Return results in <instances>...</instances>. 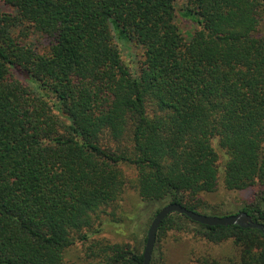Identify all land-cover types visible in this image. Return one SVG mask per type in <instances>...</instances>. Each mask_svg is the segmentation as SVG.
Returning <instances> with one entry per match:
<instances>
[{"label": "trees", "instance_id": "1", "mask_svg": "<svg viewBox=\"0 0 264 264\" xmlns=\"http://www.w3.org/2000/svg\"><path fill=\"white\" fill-rule=\"evenodd\" d=\"M2 1L0 264H70L78 245L72 264H142L143 243L96 237L127 185L156 212L256 189L238 211L264 224V0H181L188 35L177 0ZM171 230L230 243L191 264H264L256 228L173 212L155 242Z\"/></svg>", "mask_w": 264, "mask_h": 264}, {"label": "rangeland", "instance_id": "2", "mask_svg": "<svg viewBox=\"0 0 264 264\" xmlns=\"http://www.w3.org/2000/svg\"><path fill=\"white\" fill-rule=\"evenodd\" d=\"M184 2L177 0L175 7L177 10V24L184 35L191 33L196 27L195 23L187 18H183L179 14V9ZM0 9L10 12L8 7L0 0ZM41 41L39 45H44ZM122 55L125 62L137 67L142 60L141 51L136 47L126 49L121 46ZM123 173L128 178L134 176V169L125 165H121ZM256 190V189H255ZM254 189L246 190H227L222 185H218L212 193H207L203 197L208 203L202 213L215 215H227L237 212L246 202H249L255 193ZM158 204H150L144 202L139 197L137 191L127 185L121 195L120 200L116 202L109 210L115 212V216L119 221L106 222L103 225L102 232L98 238H103L110 243L128 242L139 243L144 246L143 239L147 234V230L151 220L153 219ZM82 246L78 245L76 249L68 255L69 263L75 259L76 253H82ZM231 251L230 243L221 245L211 244L203 239H199L190 232H177L171 230L167 236L160 242H155L151 258L155 257L154 264H191L194 258L200 254L209 253L212 255H221ZM151 261V260H150Z\"/></svg>", "mask_w": 264, "mask_h": 264}, {"label": "water", "instance_id": "3", "mask_svg": "<svg viewBox=\"0 0 264 264\" xmlns=\"http://www.w3.org/2000/svg\"><path fill=\"white\" fill-rule=\"evenodd\" d=\"M173 212L184 214L192 221L200 224L215 226V225H238L243 228H256L260 230L264 236V224L253 220L249 214L245 211L240 210L232 214L227 215H212L200 213L194 210H189L186 207L176 202H169L163 205L154 215L151 220L143 249V262L142 264H150L152 251L156 241V234L161 222Z\"/></svg>", "mask_w": 264, "mask_h": 264}]
</instances>
